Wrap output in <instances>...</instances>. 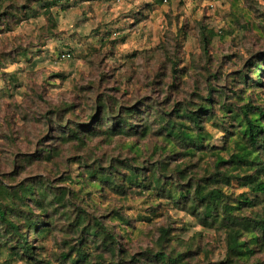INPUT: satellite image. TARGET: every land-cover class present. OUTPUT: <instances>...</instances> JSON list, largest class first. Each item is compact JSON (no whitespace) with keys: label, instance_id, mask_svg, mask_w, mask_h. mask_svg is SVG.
I'll return each instance as SVG.
<instances>
[{"label":"rangeland","instance_id":"374dc122","mask_svg":"<svg viewBox=\"0 0 264 264\" xmlns=\"http://www.w3.org/2000/svg\"><path fill=\"white\" fill-rule=\"evenodd\" d=\"M65 50L72 58H61ZM209 101L203 130L179 117ZM254 107L264 109V0H0V183L52 187L44 216L37 191L13 202L10 218L34 251L12 254L13 234L0 264H67L85 228L99 234L88 235L79 264H264V239L250 256L229 252L232 231L248 240L243 223L264 220V193L246 179L264 182V150L254 166L238 156L249 145L235 117L260 119ZM107 109L116 121L104 119ZM121 119L137 134L112 135ZM169 122L203 133L201 147L169 135ZM199 188L220 191V220L225 206L241 207L229 211L233 223L202 221ZM30 208L50 227L45 237L25 225ZM9 230L0 222V244Z\"/></svg>","mask_w":264,"mask_h":264},{"label":"trees","instance_id":"16d2710c","mask_svg":"<svg viewBox=\"0 0 264 264\" xmlns=\"http://www.w3.org/2000/svg\"><path fill=\"white\" fill-rule=\"evenodd\" d=\"M257 67L259 68H263L262 64L258 63ZM262 71H258V80L259 83H263V77H262ZM105 104L104 103H100L99 105V109H104ZM256 108V113H258V116L260 117V119H251L249 117V113L248 112H244L243 116H241L240 114L236 115V119H240V123H241V134L242 136L246 138V142L248 143L249 147L246 145H243L241 148L243 150L242 155H238L239 158H242L241 161L243 162H247V164H249V166H254L256 164H261L259 163V159H260V155L256 154L257 152V147L261 146L262 150H264V109L262 107H254L252 108V110H254ZM199 109H201L200 112L198 113H194V111H189L186 108H182V110L178 111L180 112L179 117H187L189 118L194 126H196L198 129L203 130V128L201 127V122L204 121V117H202V115L204 114L205 116H207V113H210L213 111V104L211 103V101H209L206 104H203L202 106L199 107ZM105 115H104V119H109L110 117L112 118L111 120H115L116 121V117H112L110 116V112L109 110H105L104 111ZM213 116V115H211ZM94 118V117H92ZM94 119L98 120V115L95 116ZM103 119V120H104ZM263 119V120H262ZM122 122V124L124 125L121 129L119 128V123ZM88 129H90V124L87 125ZM122 126V125H121ZM139 125H137L136 123H133L131 121H128L127 119H121L118 122L115 123L114 127L111 130V134L114 135L115 133L119 134V133H125V134H129V133H133V134H137L136 132V127H138ZM126 129H125V128ZM176 122H169L168 123V134L175 137H179L183 142H186L188 144H196L198 146V148L201 147L202 144V140L204 139V135L203 133L199 132L198 134H194L190 131H177L176 130ZM124 128V129H123ZM131 130V132H130ZM72 134V136L74 137V139L78 140L79 142H83L82 137H81V131L79 133V131H72V129L70 130ZM148 129H145L141 134H143L144 136L147 134ZM66 134V133H65ZM109 134V133H108ZM132 135V134H130ZM69 136H65V139L68 140ZM45 152V151H44ZM46 157L45 159H48V161L52 158L53 154L52 151L47 150L46 152ZM55 155V154H54ZM253 158V159H252ZM223 162V159H221V157L219 158V162ZM261 170V171H260ZM264 173V168L263 169H259L258 172L256 173ZM92 175L94 176V174L92 173ZM152 177L155 176V173H153L151 175ZM135 177H139L136 174H132L130 177V181L133 182V178ZM100 179H102L103 181L109 180L110 177L109 176H104L102 175L101 177H99ZM246 179L249 180L250 185H252V187L254 188V191L256 193H264V182L260 179L259 175H247ZM137 180V179H136ZM157 179H154V182ZM134 182L135 179H134ZM159 183V181L157 180V184ZM41 185L43 186L42 189L40 190L39 187H37L36 185L32 184V183H28L27 185H21L19 188L16 187H10L8 185H6L4 182L0 183V222H4L7 227H9V231H8V238H6V242L4 244H0V248L5 249L7 241L11 242V238L10 236H13V234L18 238L17 241L15 242L14 245H11V247H8L10 250L17 248L16 251H13L12 254L17 255L18 253V249L22 250V252L27 256H30V254H33L34 251V246L30 243V241L28 240L26 234L20 233V227L19 224L15 221H13L10 218V211H13L14 209L11 207V205L13 204L14 201L16 200H20L22 202V204H25V200L27 198H29V195L34 193L35 191L38 192V195L41 196V198L36 201L37 202V206H39V208L44 212L43 216L48 212V208H47V204L43 202V200H45L48 196V194H50V192H52L50 186L47 185L46 182L42 181ZM37 187V188H36ZM220 191L215 190L212 192H209L208 194H204L203 191L200 190L198 191V197L201 198L202 200V207H204V211H203V217H202V221L206 222L207 218H212L213 222H221L222 224H227L228 223H233L232 220V214L231 210H236V209H240L241 207H237L236 205H230V206H225L226 207V212L222 214V219L220 220L219 217H216L214 215V211L218 209V207L221 206V201H220ZM57 200H61L58 197H56ZM244 204L246 205H250L253 206L254 205V199L250 198L249 196H246L244 198ZM243 204V205H244ZM27 205V204H26ZM197 207V206H196ZM196 207L194 208V210L196 209ZM31 211V208L29 209L25 219H26V223L25 225L27 226L28 229H30L29 227H33V237L36 238H41V237H45L46 234H48L50 232V227H45L43 225V219L42 217L37 219V220H33L30 218V214H33ZM225 214V215H224ZM41 222V225L38 226V223ZM229 227V226H228ZM243 227H245V229L247 230L248 235H250L249 239L250 243H248V240L245 241H241L239 239L240 234H237L236 232H231L230 236H229V252L231 254H233L232 258L234 257H247L250 256L251 254H253V250L251 249V245L250 244H257L258 242H260L261 240L264 239V220L262 222H255V225L251 222H246L243 223ZM84 231L85 235H84ZM163 231V235L165 236L167 234L168 231L162 230ZM81 233H83V235L81 236L80 239H78L77 244H78V248H77V253L75 255H71L70 253L64 254L63 258L65 260V263L67 264H79L80 262H83L84 260H87L88 258V254L87 252H85V250H83V248H86V246L88 245V242H90V239L88 237V235H93V236H98L99 232L98 231H94L91 229H87L85 228L83 231H80ZM107 233V236L109 238L112 239V246L111 248L109 247H104L105 250H108L112 253L114 252V244L116 243V237L114 234L104 231ZM261 233V237L258 235V233ZM14 238V237H13ZM85 238V239H84ZM163 238V236H162ZM155 257L161 259L162 261H174V259L171 257V255H169V253L165 252V251H159L157 254H155ZM183 259V255L180 256L179 255V259L178 260H182ZM67 261V262H66Z\"/></svg>","mask_w":264,"mask_h":264},{"label":"built area","instance_id":"2783aa9c","mask_svg":"<svg viewBox=\"0 0 264 264\" xmlns=\"http://www.w3.org/2000/svg\"><path fill=\"white\" fill-rule=\"evenodd\" d=\"M164 1H167V0H164ZM210 1H216V0H210ZM72 56H73V53L70 50H65L61 54L62 59H70L72 58Z\"/></svg>","mask_w":264,"mask_h":264}]
</instances>
